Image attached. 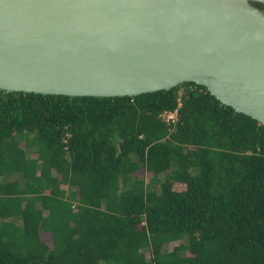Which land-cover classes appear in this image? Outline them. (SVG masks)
I'll use <instances>...</instances> for the list:
<instances>
[{
  "label": "trees",
  "instance_id": "16d2710c",
  "mask_svg": "<svg viewBox=\"0 0 264 264\" xmlns=\"http://www.w3.org/2000/svg\"><path fill=\"white\" fill-rule=\"evenodd\" d=\"M0 264H264V124L190 81L0 90Z\"/></svg>",
  "mask_w": 264,
  "mask_h": 264
},
{
  "label": "water",
  "instance_id": "95a60500",
  "mask_svg": "<svg viewBox=\"0 0 264 264\" xmlns=\"http://www.w3.org/2000/svg\"><path fill=\"white\" fill-rule=\"evenodd\" d=\"M264 0H0V90L115 97L202 85L264 124Z\"/></svg>",
  "mask_w": 264,
  "mask_h": 264
},
{
  "label": "rangeland",
  "instance_id": "374dc122",
  "mask_svg": "<svg viewBox=\"0 0 264 264\" xmlns=\"http://www.w3.org/2000/svg\"><path fill=\"white\" fill-rule=\"evenodd\" d=\"M21 144V143H20ZM32 157H34L35 155L32 153L31 154ZM136 174L139 176V177H142L143 179L147 180L149 177H150V173L148 172H143V171H137ZM172 188L175 189V190H180L183 188V185L181 184H178V183H174L172 184ZM40 236H41V239H43L48 245H50L51 241H50V238H49V234L46 232H41L40 233ZM174 243H170L168 245V247L170 248L172 245H174ZM146 255H149V254H146Z\"/></svg>",
  "mask_w": 264,
  "mask_h": 264
},
{
  "label": "built area",
  "instance_id": "2783aa9c",
  "mask_svg": "<svg viewBox=\"0 0 264 264\" xmlns=\"http://www.w3.org/2000/svg\"><path fill=\"white\" fill-rule=\"evenodd\" d=\"M161 118L165 121H173L175 120V111L164 112L163 114H161Z\"/></svg>",
  "mask_w": 264,
  "mask_h": 264
}]
</instances>
